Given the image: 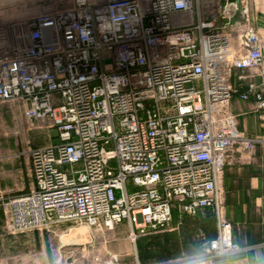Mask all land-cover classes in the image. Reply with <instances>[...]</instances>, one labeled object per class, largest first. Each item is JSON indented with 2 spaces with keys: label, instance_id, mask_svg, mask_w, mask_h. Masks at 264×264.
<instances>
[{
  "label": "built area",
  "instance_id": "built-area-1",
  "mask_svg": "<svg viewBox=\"0 0 264 264\" xmlns=\"http://www.w3.org/2000/svg\"><path fill=\"white\" fill-rule=\"evenodd\" d=\"M69 1L0 29V105L59 140L30 149L35 186L5 201V231L56 234L71 223L105 234L126 224L136 242L168 228L174 212L211 209L217 236L165 264H218L240 252L224 171L234 149L261 140L230 111L234 72L258 70L264 85V38L246 0L218 1L197 23L198 0ZM239 13L238 51L216 21L230 26ZM257 90L250 84L264 109Z\"/></svg>",
  "mask_w": 264,
  "mask_h": 264
},
{
  "label": "crops",
  "instance_id": "crops-1",
  "mask_svg": "<svg viewBox=\"0 0 264 264\" xmlns=\"http://www.w3.org/2000/svg\"><path fill=\"white\" fill-rule=\"evenodd\" d=\"M218 1L221 0H198L196 23L199 20H207L209 12ZM246 2L251 24L264 38V0ZM0 3L5 6L0 8V12L15 11L17 3L19 9L21 6V0H0ZM69 4L71 5V2ZM241 22V13L234 18L232 25L227 27L223 20L216 21V28L225 29L231 35L232 45L237 50L240 49L237 27ZM232 80L236 91L230 102V111L237 116L238 127L242 133L248 138H260L261 141L255 143L251 152L243 148L234 149L225 167L222 186L225 192L226 215L233 226L234 240L242 250L220 259L218 264H264V109L258 108L257 98L254 94H249V86L254 83L258 85L257 93L264 99V85L258 70H236ZM244 94H249V98L243 99ZM33 132L47 133V136L53 133L32 131L27 148H21L20 141L13 136L5 140L0 139V264H21V239L19 235H10L5 231L3 205L9 198L27 194L35 186L30 149L54 145L52 141L42 143L32 135ZM170 227L169 231L149 235L151 243L162 244L161 238L167 241L173 238L179 242L176 256L163 257L165 260L198 255L203 250L202 242L198 238L203 236L204 239H213L217 236V221L211 209L195 216H183L174 212Z\"/></svg>",
  "mask_w": 264,
  "mask_h": 264
},
{
  "label": "rangeland",
  "instance_id": "rangeland-1",
  "mask_svg": "<svg viewBox=\"0 0 264 264\" xmlns=\"http://www.w3.org/2000/svg\"><path fill=\"white\" fill-rule=\"evenodd\" d=\"M69 2V0H21L20 9L17 5L15 11L0 12V29L14 22L26 21L44 13L62 10L70 6ZM4 7L0 3V8ZM11 8H14L13 5ZM34 130L51 132L49 129ZM34 130H27L21 112L15 109L13 104L0 105V139L5 140L7 137L13 136L20 141L21 148H27L30 142L29 135ZM52 132L51 135L48 134L49 136L43 132H33L32 135L42 143L52 141L55 144L57 138L55 132ZM69 168L70 166H66L64 170ZM75 226L71 223L60 226L56 229V234L38 231L18 234L21 239V264H135L137 260L141 264H157L180 258L174 257L165 260L163 257H167L166 254L161 256L160 253H157L158 250H153L148 261L144 262L139 249L140 244L145 248H151V245L154 243L153 246H155L156 242L151 243L149 235L139 237L136 242H133L129 238V228L126 224L105 234L95 233L86 227ZM78 230L81 231L73 235ZM169 230H171L170 226L158 234ZM84 232L87 234L82 236ZM64 235H69L64 238L69 237L66 243L62 240ZM202 238L203 236L198 240H201L203 245L206 240ZM161 239L160 242L165 244L167 240ZM169 240H173V238ZM60 246H64V248L60 249ZM111 255L116 256L117 261L112 259Z\"/></svg>",
  "mask_w": 264,
  "mask_h": 264
},
{
  "label": "trees",
  "instance_id": "trees-1",
  "mask_svg": "<svg viewBox=\"0 0 264 264\" xmlns=\"http://www.w3.org/2000/svg\"><path fill=\"white\" fill-rule=\"evenodd\" d=\"M183 245H185V242H183ZM178 248H179V242L177 240H168L165 244L156 243L155 246L151 248H145L141 244L139 246L141 257L144 262L148 261V258L151 256V253H153V250L154 251L158 250L157 253H160L161 256L163 254H166L167 257H164V258H169V257L176 256L177 254L176 252Z\"/></svg>",
  "mask_w": 264,
  "mask_h": 264
},
{
  "label": "bare ground",
  "instance_id": "bare-ground-1",
  "mask_svg": "<svg viewBox=\"0 0 264 264\" xmlns=\"http://www.w3.org/2000/svg\"><path fill=\"white\" fill-rule=\"evenodd\" d=\"M79 231H81V230H78V231H76V232H75L73 235H76V234H78V232H79ZM84 234H87V233H86V232H84V233L82 234V236H83ZM73 235H72V236H73ZM65 236L67 237V236H69V235H64V236L62 237V240H63V241L66 243L69 237H68V238H66V239H64V238H65Z\"/></svg>",
  "mask_w": 264,
  "mask_h": 264
},
{
  "label": "water",
  "instance_id": "water-1",
  "mask_svg": "<svg viewBox=\"0 0 264 264\" xmlns=\"http://www.w3.org/2000/svg\"><path fill=\"white\" fill-rule=\"evenodd\" d=\"M228 3H236L237 0H227Z\"/></svg>",
  "mask_w": 264,
  "mask_h": 264
},
{
  "label": "flooded vegetation",
  "instance_id": "flooded-vegetation-1",
  "mask_svg": "<svg viewBox=\"0 0 264 264\" xmlns=\"http://www.w3.org/2000/svg\"><path fill=\"white\" fill-rule=\"evenodd\" d=\"M17 5H19V4L17 3Z\"/></svg>",
  "mask_w": 264,
  "mask_h": 264
}]
</instances>
